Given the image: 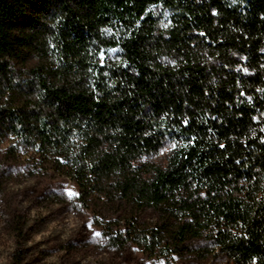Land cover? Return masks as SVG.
<instances>
[{
  "label": "trees",
  "instance_id": "obj_1",
  "mask_svg": "<svg viewBox=\"0 0 264 264\" xmlns=\"http://www.w3.org/2000/svg\"><path fill=\"white\" fill-rule=\"evenodd\" d=\"M12 165L112 247L264 264V0H0V188Z\"/></svg>",
  "mask_w": 264,
  "mask_h": 264
},
{
  "label": "rangeland",
  "instance_id": "obj_2",
  "mask_svg": "<svg viewBox=\"0 0 264 264\" xmlns=\"http://www.w3.org/2000/svg\"><path fill=\"white\" fill-rule=\"evenodd\" d=\"M22 171L12 165L0 188V264H167L136 245H109L93 213L75 203L69 179Z\"/></svg>",
  "mask_w": 264,
  "mask_h": 264
}]
</instances>
